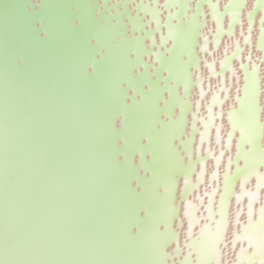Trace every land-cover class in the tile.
Segmentation results:
<instances>
[{"label": "snow or ice", "instance_id": "obj_1", "mask_svg": "<svg viewBox=\"0 0 264 264\" xmlns=\"http://www.w3.org/2000/svg\"><path fill=\"white\" fill-rule=\"evenodd\" d=\"M262 96L264 0H0V264H264Z\"/></svg>", "mask_w": 264, "mask_h": 264}, {"label": "bare ground", "instance_id": "obj_2", "mask_svg": "<svg viewBox=\"0 0 264 264\" xmlns=\"http://www.w3.org/2000/svg\"><path fill=\"white\" fill-rule=\"evenodd\" d=\"M162 1H163V0H161V2H162ZM194 1H195V0H193V3H194ZM257 21H258V17H257ZM257 24H258V23H257ZM209 26H210V27H215L214 22L210 23ZM226 26H227V22H226ZM257 26H258V25H257ZM246 27H247V20H245V28H246ZM236 31H237V36H239V33H240V27H239V25L237 26ZM253 35H254V37H255V33H254ZM156 38H157V41H159L158 33H157ZM224 41H225V42H228V37H227V36H225ZM145 43H147V41H146ZM210 47H211V46H210ZM222 54H223V43H222V45H221V49H220V51L216 54V59H217V69L219 68V57H220ZM254 54H255V55H259L258 52H255V49H254ZM208 59L211 60V59H213V57H212L211 55H209V56H208ZM234 63H237V66H238V62H234ZM204 71H205V88L207 89V86H208V83H209V81H208V79H207V69H204ZM211 83H212L213 86H215V85L218 83V78H213L212 81H211ZM234 94H235V89L233 88V96H234ZM211 95H212V93L209 92V93H208V96H207L206 99H205V103L207 102V100L211 99ZM233 102H234V100H230V101H228V103L224 105V108L227 109V108H228V105L231 104V103H233ZM261 103L264 104V96L261 97ZM225 114H226V110H225ZM261 118L264 119V113L261 114ZM217 122H219V121H217ZM224 125H225V133H226V132H227V129H228V126H229V122H228V119H227V116H226V115H225V118H224ZM212 136H213V146L215 147L216 145H215V129H214V128L212 129ZM234 150H235V149H233V151H234ZM213 166H214V161L210 160V161H209V173H211V171H212V169H213ZM254 183H255V180H253V184H254ZM238 187H239V186H238ZM202 190H203V186H202V188H201V191H202ZM244 204H245V205L247 204V198H245V200H244ZM235 209H236V203H235V199L233 198V206H232V212H233V213L235 212ZM244 218H246V217H242V219H244ZM229 235L231 236V230H230V232H229Z\"/></svg>", "mask_w": 264, "mask_h": 264}, {"label": "water", "instance_id": "obj_3", "mask_svg": "<svg viewBox=\"0 0 264 264\" xmlns=\"http://www.w3.org/2000/svg\"><path fill=\"white\" fill-rule=\"evenodd\" d=\"M163 2V1H162ZM195 2V1H194ZM258 25V24H257ZM158 36H159V33H158ZM160 38V37H159ZM147 58V57H146ZM219 69V68H218ZM226 110V116H227V110H228V108L227 109H225ZM228 119V118H227Z\"/></svg>", "mask_w": 264, "mask_h": 264}]
</instances>
